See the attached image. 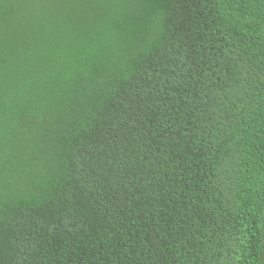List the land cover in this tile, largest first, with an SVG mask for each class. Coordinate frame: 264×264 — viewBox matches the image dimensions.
<instances>
[{
  "label": "trees",
  "instance_id": "1",
  "mask_svg": "<svg viewBox=\"0 0 264 264\" xmlns=\"http://www.w3.org/2000/svg\"><path fill=\"white\" fill-rule=\"evenodd\" d=\"M0 264H264V0H0Z\"/></svg>",
  "mask_w": 264,
  "mask_h": 264
}]
</instances>
